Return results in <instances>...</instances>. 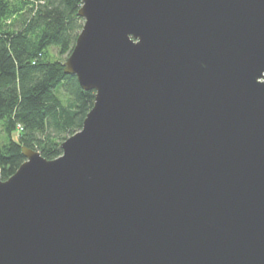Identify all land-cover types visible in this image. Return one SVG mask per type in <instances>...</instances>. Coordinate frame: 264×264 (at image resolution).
Listing matches in <instances>:
<instances>
[{
	"label": "water",
	"instance_id": "water-1",
	"mask_svg": "<svg viewBox=\"0 0 264 264\" xmlns=\"http://www.w3.org/2000/svg\"><path fill=\"white\" fill-rule=\"evenodd\" d=\"M95 91L54 160L0 180V264H264V0H82Z\"/></svg>",
	"mask_w": 264,
	"mask_h": 264
},
{
	"label": "trees",
	"instance_id": "trees-1",
	"mask_svg": "<svg viewBox=\"0 0 264 264\" xmlns=\"http://www.w3.org/2000/svg\"><path fill=\"white\" fill-rule=\"evenodd\" d=\"M82 0H0V180L25 162L23 147L48 159L83 128L96 92L65 74L81 33ZM20 128L22 129L20 131Z\"/></svg>",
	"mask_w": 264,
	"mask_h": 264
},
{
	"label": "rangeland",
	"instance_id": "rangeland-1",
	"mask_svg": "<svg viewBox=\"0 0 264 264\" xmlns=\"http://www.w3.org/2000/svg\"><path fill=\"white\" fill-rule=\"evenodd\" d=\"M51 55H52V59L53 60H60V59H62V60H64L66 62V56L60 57L59 54H58V50L55 49V48H52L51 49ZM1 134H2V130L0 128V136H1ZM1 138H3V137L1 136Z\"/></svg>",
	"mask_w": 264,
	"mask_h": 264
},
{
	"label": "built area",
	"instance_id": "built-area-1",
	"mask_svg": "<svg viewBox=\"0 0 264 264\" xmlns=\"http://www.w3.org/2000/svg\"><path fill=\"white\" fill-rule=\"evenodd\" d=\"M22 129L20 128V131H21Z\"/></svg>",
	"mask_w": 264,
	"mask_h": 264
}]
</instances>
